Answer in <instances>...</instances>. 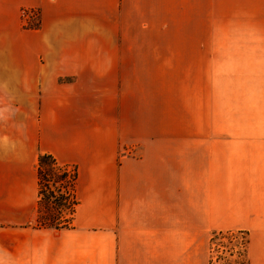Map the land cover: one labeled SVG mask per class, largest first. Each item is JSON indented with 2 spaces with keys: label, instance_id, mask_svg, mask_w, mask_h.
I'll return each mask as SVG.
<instances>
[{
  "label": "crops",
  "instance_id": "0c3cea01",
  "mask_svg": "<svg viewBox=\"0 0 264 264\" xmlns=\"http://www.w3.org/2000/svg\"><path fill=\"white\" fill-rule=\"evenodd\" d=\"M210 13L249 46V120L217 163L264 264V0H0V264H208L209 134L161 120L128 46L176 44L178 14ZM42 155L77 170L71 228L34 227Z\"/></svg>",
  "mask_w": 264,
  "mask_h": 264
},
{
  "label": "rangeland",
  "instance_id": "374dc122",
  "mask_svg": "<svg viewBox=\"0 0 264 264\" xmlns=\"http://www.w3.org/2000/svg\"><path fill=\"white\" fill-rule=\"evenodd\" d=\"M198 16L178 14L176 44L128 47L143 54L146 72L154 74L161 120H176L171 127L178 133L209 134L208 264H248L247 221L242 220L248 206L238 207L234 198L231 165L217 163L232 155L225 152L224 158L217 139L231 138L238 131L236 120H249V46L232 43L231 14L210 13L206 21ZM31 17L29 25H38V13ZM201 40L206 43H195ZM243 131L247 124H241Z\"/></svg>",
  "mask_w": 264,
  "mask_h": 264
},
{
  "label": "trees",
  "instance_id": "16d2710c",
  "mask_svg": "<svg viewBox=\"0 0 264 264\" xmlns=\"http://www.w3.org/2000/svg\"><path fill=\"white\" fill-rule=\"evenodd\" d=\"M77 178L76 168L71 169L68 165L59 164L51 155L40 156L39 208L35 228L54 230L71 228L78 203L75 195Z\"/></svg>",
  "mask_w": 264,
  "mask_h": 264
}]
</instances>
